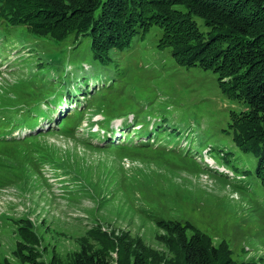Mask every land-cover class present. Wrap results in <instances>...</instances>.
<instances>
[{"label": "rangeland", "instance_id": "374dc122", "mask_svg": "<svg viewBox=\"0 0 264 264\" xmlns=\"http://www.w3.org/2000/svg\"><path fill=\"white\" fill-rule=\"evenodd\" d=\"M159 35L152 27L99 61L81 33L0 34V260L14 261L26 217L45 261L70 259L82 236L100 247L96 225L173 257L157 222L177 220L264 264V189L227 130L243 106L213 72L178 64Z\"/></svg>", "mask_w": 264, "mask_h": 264}, {"label": "trees", "instance_id": "16d2710c", "mask_svg": "<svg viewBox=\"0 0 264 264\" xmlns=\"http://www.w3.org/2000/svg\"><path fill=\"white\" fill-rule=\"evenodd\" d=\"M22 26L58 42L71 34L86 35L99 61H108L110 49H127L138 34L160 29L158 47L169 48L182 66L213 72L222 93L242 104V110L230 112L227 130L238 149L255 158L252 173L264 189V0H0V34ZM16 222L14 261L3 257L0 264H255L235 260L227 246L212 244L206 233L177 220L157 222L173 257L96 225L89 235H98L100 247L93 249L88 236H82L70 259L51 255L45 261L39 257L46 246L35 249L44 241L41 231L29 218ZM112 250L117 253L114 261Z\"/></svg>", "mask_w": 264, "mask_h": 264}]
</instances>
